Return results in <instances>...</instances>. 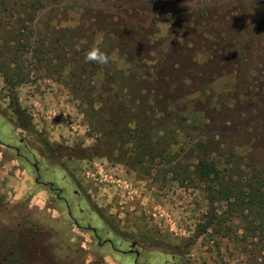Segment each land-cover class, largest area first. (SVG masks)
Listing matches in <instances>:
<instances>
[{"label": "rangeland", "instance_id": "obj_1", "mask_svg": "<svg viewBox=\"0 0 264 264\" xmlns=\"http://www.w3.org/2000/svg\"><path fill=\"white\" fill-rule=\"evenodd\" d=\"M250 186L264 0H0V264H264Z\"/></svg>", "mask_w": 264, "mask_h": 264}, {"label": "trees", "instance_id": "obj_2", "mask_svg": "<svg viewBox=\"0 0 264 264\" xmlns=\"http://www.w3.org/2000/svg\"><path fill=\"white\" fill-rule=\"evenodd\" d=\"M214 172V167L208 162L202 161L201 163V174L203 177H210ZM233 188V187H232ZM231 193L228 195L227 199L229 201L231 209L234 207L237 208L238 202L242 199L243 195L233 193L232 190H229ZM247 202V209L252 213L259 215V219H264V187L263 186H250L249 192L244 195ZM256 220V219H255ZM210 226V224L208 225ZM205 227L204 232L208 230L209 227ZM264 230V224L260 227ZM203 232V231H202Z\"/></svg>", "mask_w": 264, "mask_h": 264}, {"label": "flooded vegetation", "instance_id": "obj_3", "mask_svg": "<svg viewBox=\"0 0 264 264\" xmlns=\"http://www.w3.org/2000/svg\"><path fill=\"white\" fill-rule=\"evenodd\" d=\"M16 150L19 151V148H16ZM38 162L39 161L33 163V165H34V167H35V169H36V171L38 173V176L36 178L37 183L45 185V186H48L49 189H51V191H55L57 193V199L66 203V208L68 207L69 214L72 217V219L75 221L76 225H78L79 227L83 228V225L79 222V220H77V218H75L73 216V213H72V210H71V206L68 204V201H67V197L63 195L65 190L63 188L55 186V183L53 181L52 182H45L42 179L43 178V173L41 172V168H40V165H39ZM89 228L96 234V237L100 241L99 244H103L104 242H109V243L112 242V240H110V239L106 240V241H101V237L97 234V229L95 227H89ZM130 252L134 253L136 255V264H137V260L140 257L141 252L138 249H136V245L135 246L132 245V249L130 250Z\"/></svg>", "mask_w": 264, "mask_h": 264}, {"label": "clouds", "instance_id": "obj_4", "mask_svg": "<svg viewBox=\"0 0 264 264\" xmlns=\"http://www.w3.org/2000/svg\"><path fill=\"white\" fill-rule=\"evenodd\" d=\"M70 26L75 27V24H70ZM101 41H97L96 44L88 51L86 54V60L88 62L96 63L99 65H106L110 62L111 57L101 50Z\"/></svg>", "mask_w": 264, "mask_h": 264}, {"label": "water", "instance_id": "obj_5", "mask_svg": "<svg viewBox=\"0 0 264 264\" xmlns=\"http://www.w3.org/2000/svg\"><path fill=\"white\" fill-rule=\"evenodd\" d=\"M136 244H133V246H135Z\"/></svg>", "mask_w": 264, "mask_h": 264}]
</instances>
